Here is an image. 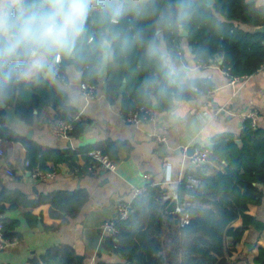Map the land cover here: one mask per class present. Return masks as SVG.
I'll return each mask as SVG.
<instances>
[{
    "label": "trees",
    "instance_id": "trees-1",
    "mask_svg": "<svg viewBox=\"0 0 264 264\" xmlns=\"http://www.w3.org/2000/svg\"><path fill=\"white\" fill-rule=\"evenodd\" d=\"M151 23L150 18L135 15H129L124 22L125 27L146 29ZM261 26H264V6H257L254 2L213 0L209 5L208 0H194L192 19L183 30L188 32V46L197 63L202 66L220 63L222 70L230 77H243L257 73L264 66V32L255 31V28ZM183 39L181 31L166 34L165 43L172 57H179V52L184 51ZM142 55L143 49L137 47L128 56L117 53L110 60L106 93L110 97L118 95L122 79L127 78V94L123 100V107L127 112L141 105L153 108L155 103H158L159 109H170L176 102L197 97L198 93H207L213 87L209 80L188 79L179 74L166 94L153 92L151 95H144L141 83L146 76L154 74L156 69L145 66ZM172 61L174 67L178 66L179 62L175 59ZM113 67L117 68L116 74L112 71ZM100 69L101 67L85 65L77 71L82 73L83 81L97 83ZM64 71L61 69V73L64 74ZM117 75L119 78H116ZM28 87L32 89L29 97H25V88H22L0 103V139L25 143L28 149L27 160L31 165L46 169V160L52 157L40 156L37 145L27 142L7 124L4 105L14 106L17 117L27 124L33 121L35 110L52 106L58 110V118L73 122V134L80 131L78 128L82 127L83 122L82 119L71 120L68 111L71 110V114L75 111L70 107L67 93L59 84L44 81ZM238 136L241 144L229 133L219 134L213 140L215 145L209 150L210 159L224 161V170L208 174L203 169L206 164L195 165L196 169L186 171V174L200 178L202 187L192 191L185 182L178 185L176 192L179 199L182 203H189L184 210L189 214L188 224L183 227L172 224L175 217L180 218L181 214L175 216L168 213V202L162 200L163 192L171 189L148 184L132 200L129 217L125 220L116 219L119 229L117 238H105V251L120 259L106 263L231 264L225 255V240L230 237L234 242L241 241L244 229L249 228L255 220L247 212L249 205H259L264 198V128L258 125V121L253 125L251 119H245ZM89 149L73 151L69 156L74 161L79 153L85 154ZM109 155L114 158L112 152ZM74 163L73 167L76 166ZM187 193L192 198L184 200ZM49 197L52 201L49 213L57 219L56 223L46 222L44 211L35 212L36 205L45 198L32 201L18 189L0 191V221L3 223L5 236L18 239L15 231L18 222L3 216L9 210L21 211L33 226L40 222V214L45 230L52 231L60 229L70 217H75L87 200L84 192L75 194L58 191ZM239 218L243 220L242 227L234 228L232 225ZM256 262L264 264V248L260 249ZM28 264L80 263L75 249L63 244L48 248L42 255H34Z\"/></svg>",
    "mask_w": 264,
    "mask_h": 264
},
{
    "label": "crops",
    "instance_id": "crops-1",
    "mask_svg": "<svg viewBox=\"0 0 264 264\" xmlns=\"http://www.w3.org/2000/svg\"><path fill=\"white\" fill-rule=\"evenodd\" d=\"M248 2L264 6V0ZM242 27L249 29L246 25ZM182 44L184 51L180 52L181 58L177 55L172 57L166 45L171 61L175 59L179 62L175 66L177 72L188 79L209 80L212 89L207 93H198L197 97L189 100L176 102L170 109H159L158 103H155L157 108H152V116L141 124L126 120L127 111L123 107V100L127 94V78L122 79V85L126 83V93L120 89L116 96L110 97L106 93L110 61L100 69L94 100L88 101L81 94V72L69 70L62 73L65 82L59 80L57 84L67 93L70 107L75 111L73 114L71 110L68 111L71 120L82 119L83 122L76 134H73V128L69 139L58 138L51 133L52 124L67 120L58 118L56 108L46 106L35 110L33 121L27 124L17 117L14 106L4 105L7 124L27 142L37 145L40 156L52 157L46 160V169L56 172L46 182L35 179L25 167V161L29 159L25 143L0 139V191L18 189L32 201L47 196L36 205L35 212L44 211V219L48 223L57 222L49 213V207L52 206L50 195L58 191L75 194L84 192L87 200L75 217H70L60 229L52 231L45 230L40 214V222L33 226L21 211H7L3 216L18 222L15 228L18 241L0 252V264H28L34 255H42L48 248L63 244L75 249L81 259L80 264L120 260L105 251L100 230L102 222L116 217L119 203L131 202L136 188L152 183L176 190L180 174L196 169L190 159L184 156V148L210 150L215 145L214 138L225 133L239 139L244 121L242 113L257 110L258 125L264 128V66L257 73L233 84L220 63L205 66L197 63L185 36ZM112 71L116 74L117 68L113 67ZM116 78H119L118 75ZM23 93L29 97L32 89L25 87ZM219 108L225 111H221L217 117L210 116L213 110ZM156 136H162L164 140L159 141ZM88 148L106 150L108 154L112 152L114 158L109 156L116 162V169L107 171L98 168L96 173L87 172V160L77 155L73 161L69 156L73 151ZM55 159H58L57 163ZM73 163L81 168V175L73 173ZM224 165V161L210 159L203 169L208 174H215L224 170ZM7 166L15 170V177L7 175ZM247 212L255 220L264 223V198L259 205H249ZM242 224L243 220L239 218L232 226L241 228ZM243 232L239 242L226 238L225 255L231 264H258L256 259L260 249L264 248V228L256 230L251 225Z\"/></svg>",
    "mask_w": 264,
    "mask_h": 264
},
{
    "label": "clouds",
    "instance_id": "clouds-1",
    "mask_svg": "<svg viewBox=\"0 0 264 264\" xmlns=\"http://www.w3.org/2000/svg\"><path fill=\"white\" fill-rule=\"evenodd\" d=\"M194 0H0V103L22 88L58 83L61 69L103 67L118 53L143 49L141 92L166 94L179 73L165 36L192 19ZM129 15L152 20L125 27Z\"/></svg>",
    "mask_w": 264,
    "mask_h": 264
},
{
    "label": "built area",
    "instance_id": "built-area-1",
    "mask_svg": "<svg viewBox=\"0 0 264 264\" xmlns=\"http://www.w3.org/2000/svg\"><path fill=\"white\" fill-rule=\"evenodd\" d=\"M179 57H182V53L179 52ZM225 74L228 75L226 71H224ZM229 76V75H228ZM249 76H243V77H230L231 83H237L238 81L248 78ZM62 81L65 82V78L62 77ZM81 94L86 98V100H94L96 98L97 93V83H91L89 81H82L80 85ZM223 111V110H222ZM153 109L151 107H148L146 105H141L136 107L135 109H132L127 112L126 114V120L133 123V124H141L145 120L149 119L152 116ZM221 113L220 109L213 110L212 113H210V116L217 117ZM259 117V112L255 109L248 110L244 113H242L243 120L245 119H251L253 125L256 124V121ZM74 125L73 122L67 121V120H58L54 124H52V127L50 128L51 133L58 137L63 139H69L71 136V133L73 131ZM156 139L159 141H163L164 137L162 136H156ZM190 148L185 147L184 148V156H187L190 161L194 165H205L210 161V152L208 149H202V148H194V151L192 154H190ZM79 157L84 158L85 160L89 159L88 167L86 168L87 172L96 173L97 169H103L107 171H114L116 169V162L109 156L108 153H106L104 150L99 148H94L87 150L85 154L79 153ZM25 167L29 169L32 173V177H34L37 180L40 181H48L52 179L55 176V170H48L44 169L39 165L32 166L29 160L25 161ZM6 173L10 177H15L16 172L11 166L6 167ZM73 173L77 176L81 175L83 171L81 168L76 165L73 168ZM167 180V179H166ZM170 181V180H167ZM179 184L180 183H186L187 188L194 191L196 189H199L202 187V180L198 178L197 176L193 174H180L179 176ZM146 187H138L134 191V197L141 194ZM162 200L168 202L167 207L169 204L173 201H177V206L175 210V214H181L179 218V226L183 227L189 222V214L184 212L185 206H188L189 203H182L179 199L178 193L176 190H167L163 192ZM192 198V195L187 193L184 200H188ZM132 202V201H131ZM131 202H121L118 204L117 207V214L116 217L113 219L106 220L101 223L100 230H101V236L105 240L107 237H111L113 239L117 238V235L119 233V229L116 225V219L119 220H125L129 217L130 211H131ZM18 241L16 237L14 238H7L4 234V226L3 223L0 221V252L4 250L8 245L14 244ZM97 264H107L106 262H98Z\"/></svg>",
    "mask_w": 264,
    "mask_h": 264
},
{
    "label": "water",
    "instance_id": "water-1",
    "mask_svg": "<svg viewBox=\"0 0 264 264\" xmlns=\"http://www.w3.org/2000/svg\"><path fill=\"white\" fill-rule=\"evenodd\" d=\"M213 3V0H208V4L211 5ZM255 31H259V32H264V26L261 27H257L255 28ZM181 36H188V32L186 30H182L181 31ZM120 91L123 93H126V83L124 82V84L121 86ZM154 108H157V104L154 105ZM236 142L238 144H241L242 141L241 139H237ZM194 151V148H190V154H192ZM157 186L159 188H161L160 184H157ZM176 206H177V201L173 200L169 206L167 207V212L170 214H174L175 216H177V214H175V210H176ZM172 224H174L175 227L179 226V218L175 217V219L172 221ZM252 227L256 230H259L260 228H264V223L258 221V220H254V222L252 223ZM79 259V258H78ZM81 259H79V263H80Z\"/></svg>",
    "mask_w": 264,
    "mask_h": 264
},
{
    "label": "rangeland",
    "instance_id": "rangeland-1",
    "mask_svg": "<svg viewBox=\"0 0 264 264\" xmlns=\"http://www.w3.org/2000/svg\"><path fill=\"white\" fill-rule=\"evenodd\" d=\"M60 80H62V73L60 74ZM220 109V111H225V109H222V108H219ZM216 110V109H215ZM212 113V112H211Z\"/></svg>",
    "mask_w": 264,
    "mask_h": 264
}]
</instances>
